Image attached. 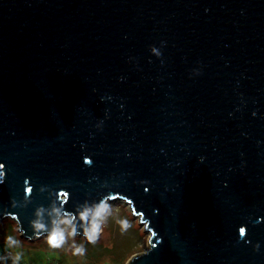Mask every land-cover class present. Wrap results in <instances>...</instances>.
Returning <instances> with one entry per match:
<instances>
[{
  "label": "water",
  "instance_id": "obj_1",
  "mask_svg": "<svg viewBox=\"0 0 264 264\" xmlns=\"http://www.w3.org/2000/svg\"><path fill=\"white\" fill-rule=\"evenodd\" d=\"M0 172L25 239L122 200L127 264H264V0H0Z\"/></svg>",
  "mask_w": 264,
  "mask_h": 264
},
{
  "label": "rangeland",
  "instance_id": "obj_2",
  "mask_svg": "<svg viewBox=\"0 0 264 264\" xmlns=\"http://www.w3.org/2000/svg\"><path fill=\"white\" fill-rule=\"evenodd\" d=\"M108 204L110 206L108 211L100 219L99 233L91 239L73 238L68 234L66 225H59L64 228L65 236L60 248L64 243H71L68 239H76L73 243L76 248L72 254L68 249L62 251L49 247L47 235L34 240L23 238L15 220L11 218L0 221V244L8 245L7 251L12 257L19 253L20 259L27 264H46L48 259L53 257L60 262L59 264H126L132 256L140 255L147 250L149 233L144 231V226L140 224L139 218L132 214L127 203L114 200ZM66 217L68 216H61L60 219ZM121 219L128 221L126 229L121 227L119 223ZM9 226L18 239L14 245L6 239ZM85 242L90 244L86 246ZM93 258H96L95 261Z\"/></svg>",
  "mask_w": 264,
  "mask_h": 264
},
{
  "label": "clouds",
  "instance_id": "obj_3",
  "mask_svg": "<svg viewBox=\"0 0 264 264\" xmlns=\"http://www.w3.org/2000/svg\"><path fill=\"white\" fill-rule=\"evenodd\" d=\"M161 43H163V42H161ZM151 51L157 52V49L155 47H151ZM3 175H4V173L0 172V177H3ZM109 207H110L109 204L105 200H101L94 207H92V208L85 207L81 211H79L78 215H79V218L81 221H84L86 218L91 217L90 223L86 224L84 226V234L87 237H89L90 239L92 238L93 232H96V233L99 232V230H100V219L108 211ZM53 211L56 212L57 215H59V209L54 208ZM71 221H72L71 216L53 221V227L48 231V234L46 236L47 243L51 247H59L65 238L64 228L59 227V225H66L68 227V234L69 235L75 234L74 225H72ZM119 223H120L122 228L126 229L128 227V221L126 219H121L119 221ZM33 226L36 229H41V228L45 227L42 223H40L38 221H34ZM239 231L242 235L243 229L241 228ZM6 239L10 243H13V244L16 243V241L11 236L6 237ZM245 243H248V241L246 240ZM258 248H259L258 243L253 244V250H256ZM19 259H20V254L17 253L14 257L13 264H15V261L19 260Z\"/></svg>",
  "mask_w": 264,
  "mask_h": 264
},
{
  "label": "trees",
  "instance_id": "obj_4",
  "mask_svg": "<svg viewBox=\"0 0 264 264\" xmlns=\"http://www.w3.org/2000/svg\"><path fill=\"white\" fill-rule=\"evenodd\" d=\"M7 231H8V236H11L15 241H16V243H17V241H18V239L14 236V231L10 228V226H9V228L7 229ZM72 236V235H71ZM74 236H76V235H74ZM73 236V238H77V237H79V236H76V237H74ZM84 238V237H83ZM84 239H88V238H84ZM69 241H71V243H64L62 246H61V248L59 247H51L49 244V247H51L52 249H54V250H59V249H61L62 251L64 250H66V249H68V251L72 254V252H73V249H75L76 248V246L75 245H73V243L74 242H76V239H68ZM16 243H14V244H16ZM13 243H11V245H14ZM90 244V243H89ZM89 244H86V242L84 243V245H89ZM7 247H8V245H4L3 243L2 244H0V254L1 255H4V257L5 258H7V260L8 261H14V257H12L11 255H9V253H8V251H7ZM91 247V246H90ZM51 249V250H52ZM90 255H92V254H90ZM95 259L96 258H93L92 260L93 261H95ZM130 260V259H129ZM129 260H128V262H129ZM19 261H22V262H25L26 263V261H24V260H21V259H19ZM127 262V263H128ZM60 262H58V260H56V258H51V259H48V261H47V263L46 264H59ZM126 263V264H127ZM76 264V263H75Z\"/></svg>",
  "mask_w": 264,
  "mask_h": 264
},
{
  "label": "built area",
  "instance_id": "obj_5",
  "mask_svg": "<svg viewBox=\"0 0 264 264\" xmlns=\"http://www.w3.org/2000/svg\"><path fill=\"white\" fill-rule=\"evenodd\" d=\"M14 261H8L7 258L4 257V255L0 254V264H13ZM15 264H27L25 262L16 260Z\"/></svg>",
  "mask_w": 264,
  "mask_h": 264
}]
</instances>
